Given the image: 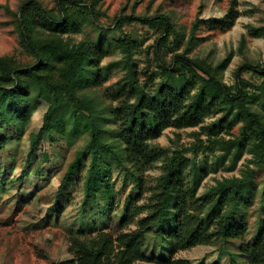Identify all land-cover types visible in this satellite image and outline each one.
I'll return each mask as SVG.
<instances>
[{
    "label": "trees",
    "instance_id": "16d2710c",
    "mask_svg": "<svg viewBox=\"0 0 264 264\" xmlns=\"http://www.w3.org/2000/svg\"><path fill=\"white\" fill-rule=\"evenodd\" d=\"M67 2L68 5H64ZM70 2L75 8H69ZM61 3L63 9L59 15L44 8L40 0H26L20 7L21 40L36 57L33 63H19L12 56H0V150L8 140L3 135V127L23 133V127L31 120L32 110L45 102L47 109L43 123L39 131L31 134L30 159L41 140L54 142L64 136L73 138L77 131L88 129L89 141L76 151L63 181L77 170L81 171L82 160L88 154L92 158L84 181L85 203H92L94 200L90 198L96 197L101 160L107 153L134 176V185L118 220L119 233L104 228L71 233L69 251L73 257L64 264H135L140 261L146 264H194L176 254L199 244L221 241L226 245L233 239L239 240L236 250L223 248L215 260L200 264H222L224 254L228 257L226 264H240L238 256L243 257L246 264H264V222L260 223L252 239L245 240L250 229L246 215L252 199H241V187L251 179L250 172L243 177L217 179L203 194L198 193L204 179L218 170L219 162L228 156H231L228 169H234L249 142L257 143L260 155L264 157V118L248 100L245 79L238 70V81L233 86L226 84L218 74L229 64L231 56L214 68L199 59L177 53L172 63L162 62L163 76L149 92L139 82L132 60L134 49L126 40L132 39L121 34L111 42L121 45L127 53L128 78L116 92H105L111 101H121L102 106L100 97L88 90L100 87L106 81L109 66L103 69L101 62L111 45L106 33L112 30L99 26L101 34L95 41L72 42L66 35L80 32L85 20L95 23L98 12L94 3L88 6L84 0H62ZM239 15V0H231L222 17H197L193 21L189 43L198 38L196 33L202 25L212 31L226 32L233 28ZM161 17L157 16L155 21L162 19L165 30L173 31L170 16L164 14ZM40 28H44L45 35H40ZM167 40L168 36L163 37L160 45ZM257 69L264 75V68ZM260 88L264 92V83ZM222 109H225V115L207 125L208 134L214 136L212 146H223V153L217 156L213 168L206 163H192L186 155L191 148L176 149L172 155L153 148L151 141L168 127H195ZM107 119L115 126H109ZM234 122L243 123L241 133L234 138L220 139L218 135ZM69 123L72 128L67 133ZM161 161L162 173L154 192L143 202L144 171ZM27 175L25 165L20 179ZM113 189L107 184L104 193L112 197ZM110 197L105 198V210L109 208ZM207 205L211 208L204 215ZM173 208L176 210L174 229L167 234L163 225ZM131 224L136 227L129 228ZM154 226H158L156 233L167 236L173 246L166 258L149 256L144 251L147 236ZM237 250L240 253L236 256Z\"/></svg>",
    "mask_w": 264,
    "mask_h": 264
},
{
    "label": "rangeland",
    "instance_id": "374dc122",
    "mask_svg": "<svg viewBox=\"0 0 264 264\" xmlns=\"http://www.w3.org/2000/svg\"><path fill=\"white\" fill-rule=\"evenodd\" d=\"M24 1L26 0H0V56H12L19 63H33L36 56L22 43L18 27L20 7ZM40 1L44 8L56 15L60 14L62 0ZM84 2L88 6L95 4L98 18L95 23L85 20L80 32H70L66 36L70 37L72 42L84 39L93 42L101 34L100 27L111 28L112 31L106 33L110 42L121 34L128 35L132 40H126L134 49L132 60L139 82L149 92L154 90L163 76L162 62L172 63L177 53H184L191 59H199L214 68L226 57L231 56L229 64L218 72L219 77L226 84L235 86L239 70L246 81L245 88L251 106L259 110L264 118V92L260 88L264 83V75L257 69L264 68V0H239L240 15L233 28L220 32L202 25L196 33L198 38L194 39V43H189L193 21L197 17H222L231 0ZM64 5H68V2ZM74 6L72 2L69 3V8H75ZM164 14L170 16L173 31L165 30L162 19L155 21L157 16ZM39 31L42 36L46 33L44 28ZM165 36H168L167 42L160 45ZM107 49L108 53L101 62L103 69L109 66L106 81L100 87L88 90V93L100 97L102 106L110 103L116 105L121 101H111L105 92H116L119 85L128 78V67L125 63L127 53L124 48L111 42ZM177 70L181 69L178 67ZM46 109L47 105L43 102L32 110L31 120L23 127V133L7 130V126L3 127V135H6L8 140L0 150V264H64L73 257L69 251L71 233L98 228L119 233L118 220L134 185L133 174L110 153L102 157L96 197L90 198L91 201L94 200L92 203H85L84 187L92 158L90 154L83 158L81 171L77 170L73 176L63 181L68 164L75 158L76 151L89 141L88 129L77 131L73 138L64 136L54 142L49 139L41 140L34 149V157L30 159L31 134L39 131ZM224 115L225 109H222L207 117L201 125L168 127L160 137L152 140L151 144L153 148H160L163 153L170 155L176 149L191 148L186 155L192 163H206L213 168L216 166L213 163H216L217 156L223 153V146H212L214 136L208 134L207 125ZM107 124L115 126L110 120ZM242 124L234 122L218 137L224 140L234 138L241 133ZM71 128L72 124L69 123L67 133ZM260 152L257 143L249 142L234 169H228L231 165V156H228L223 162H219L218 170L212 171L204 179L198 191L199 195L203 194L217 179L243 177L250 172L251 179L241 187V199H252V205L246 215L250 227L246 241L252 239L260 223L264 222V157H261ZM29 159L31 161L27 164ZM25 165L28 175L21 180ZM161 165L162 161L144 171L145 191L141 201H147L154 192L157 179L162 173ZM107 184L114 188L112 197L104 193ZM106 197H110L108 210L103 207ZM210 208V205L206 206L204 215H207ZM175 211V208L171 210L163 225L164 230L168 231L167 234L174 229ZM135 227L136 224L129 226L131 229ZM157 228L158 226H154L148 234L144 251L149 256L166 258L172 252L173 246L167 236L156 233ZM238 241L233 239L226 245L221 241L199 244L181 250L176 256L187 258L194 264L211 262L220 255L223 248L236 250ZM236 253L237 256L240 252L237 250ZM224 255L222 264H226L228 258ZM238 258L240 264H246L243 257Z\"/></svg>",
    "mask_w": 264,
    "mask_h": 264
}]
</instances>
